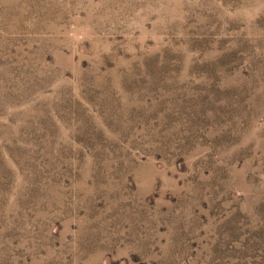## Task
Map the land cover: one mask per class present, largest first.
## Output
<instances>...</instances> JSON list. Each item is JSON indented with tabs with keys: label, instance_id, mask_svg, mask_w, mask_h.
I'll return each mask as SVG.
<instances>
[{
	"label": "rangeland",
	"instance_id": "rangeland-1",
	"mask_svg": "<svg viewBox=\"0 0 264 264\" xmlns=\"http://www.w3.org/2000/svg\"><path fill=\"white\" fill-rule=\"evenodd\" d=\"M0 264H264V0H0Z\"/></svg>",
	"mask_w": 264,
	"mask_h": 264
}]
</instances>
